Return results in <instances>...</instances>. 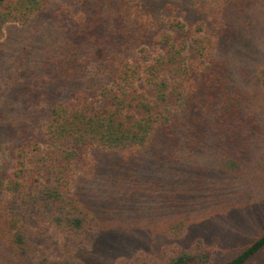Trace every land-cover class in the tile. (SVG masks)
I'll return each mask as SVG.
<instances>
[{
  "label": "trees",
  "instance_id": "obj_1",
  "mask_svg": "<svg viewBox=\"0 0 264 264\" xmlns=\"http://www.w3.org/2000/svg\"><path fill=\"white\" fill-rule=\"evenodd\" d=\"M47 1L0 0V37L6 24L26 23ZM208 1L215 35L228 45L256 0ZM152 24H125L117 15L105 17L96 3L87 7L65 30L46 104L21 129L0 127L7 155L0 173V264H86L102 223L89 203L95 200L80 194L75 180L98 173L101 152L115 158L121 173L202 149L217 150L229 171L249 164L260 123L233 85L227 58L213 53L222 44L199 40L197 57L189 59L181 24L158 36ZM140 46L149 49L134 58ZM88 73L93 76L80 90L58 89ZM254 82L264 85V70ZM263 252L264 232L223 264H248ZM212 258L208 251H178L163 264H212ZM118 264L157 263L139 253Z\"/></svg>",
  "mask_w": 264,
  "mask_h": 264
},
{
  "label": "rangeland",
  "instance_id": "obj_2",
  "mask_svg": "<svg viewBox=\"0 0 264 264\" xmlns=\"http://www.w3.org/2000/svg\"><path fill=\"white\" fill-rule=\"evenodd\" d=\"M95 3L105 17L117 15L125 24L152 22L156 36L173 34L172 26L181 24L189 59L197 57L193 49L199 40L203 45L222 44L213 53L227 58L231 81L246 95V109L257 116L261 131L251 136L249 164L233 171L214 149L183 153L157 167L155 162L139 163L123 173L116 170L112 155L99 153L98 173L75 180L79 193L95 200L89 203L102 223L85 262L118 264L144 253L163 264L167 255L178 251H208L212 264H223L264 232V85L254 82L264 70V0L247 10L241 31L227 37L229 46L215 35L208 0H48L26 23L3 28L0 127L19 130L46 104L65 30ZM147 48L134 49V58ZM91 76L63 81L58 89L62 94L78 91ZM6 162L1 144L0 173ZM248 264H264V252Z\"/></svg>",
  "mask_w": 264,
  "mask_h": 264
}]
</instances>
